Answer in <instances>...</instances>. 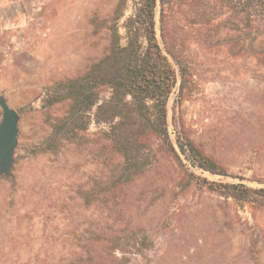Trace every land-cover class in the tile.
<instances>
[{"label":"rangeland","instance_id":"rangeland-1","mask_svg":"<svg viewBox=\"0 0 264 264\" xmlns=\"http://www.w3.org/2000/svg\"><path fill=\"white\" fill-rule=\"evenodd\" d=\"M12 1L20 4L14 29L26 30V40L46 37L14 51L0 73V95L21 117L13 177L0 176V264H64L89 245L103 260L126 255L129 264H264V207L237 203L191 177L264 187V64L233 57L229 46L208 47L180 12L171 17L166 30L187 70L177 116L226 175L162 151L143 173L127 175L120 155L97 136L106 125H90L88 144L41 152L52 122L66 108L49 106L47 94L103 56L109 18L120 0H0V7ZM138 1L128 2L119 24L123 37L122 25ZM156 12L161 41L159 7ZM6 21L0 13V27L7 30ZM7 46L3 35L0 63ZM180 85L179 76L168 101L173 140ZM142 239L148 248L134 254L132 244Z\"/></svg>","mask_w":264,"mask_h":264},{"label":"trees","instance_id":"trees-1","mask_svg":"<svg viewBox=\"0 0 264 264\" xmlns=\"http://www.w3.org/2000/svg\"><path fill=\"white\" fill-rule=\"evenodd\" d=\"M129 1L120 0L110 15L112 26L103 56L92 62L84 73L59 82L47 94L49 106L66 104V108L64 114L52 122L41 152L58 153L68 144L90 143L88 130L95 123L108 127L97 136L104 142L105 149L120 155L123 174L143 173L152 159L158 160V152L162 151L178 159L179 155L183 156L196 169L226 175L193 143L181 117L177 116L187 70L182 51L176 49L166 25L180 12L185 25L199 32L203 44L229 46L233 57L264 64V0H139L122 25L123 37L119 24ZM158 7L164 48L157 33ZM179 76L180 94L173 106V140L169 131L168 101ZM105 91L110 92L108 98L101 97ZM154 146H157L155 150ZM191 177L199 187L206 186L237 203L264 207V187L211 182L193 174ZM144 247L148 248L146 239L132 244L134 254H141ZM130 260L126 255L115 259L111 254L103 260L89 245L84 253L64 264H129Z\"/></svg>","mask_w":264,"mask_h":264},{"label":"water","instance_id":"water-1","mask_svg":"<svg viewBox=\"0 0 264 264\" xmlns=\"http://www.w3.org/2000/svg\"><path fill=\"white\" fill-rule=\"evenodd\" d=\"M2 118L0 121V176L13 177L15 151L19 143L20 114L13 109L5 95H0Z\"/></svg>","mask_w":264,"mask_h":264},{"label":"built area","instance_id":"built-area-1","mask_svg":"<svg viewBox=\"0 0 264 264\" xmlns=\"http://www.w3.org/2000/svg\"><path fill=\"white\" fill-rule=\"evenodd\" d=\"M25 34H26V30L21 29L18 32L17 40L16 41L10 40L8 42V46L4 50L3 61H2V63H0V73L2 72L3 68L6 65V62L10 59V57L14 51L23 52L24 49H25V51L28 49H31L37 43L38 35L42 36V38L46 37V34H35L34 37H36V38H31V39L26 40Z\"/></svg>","mask_w":264,"mask_h":264},{"label":"crops","instance_id":"crops-1","mask_svg":"<svg viewBox=\"0 0 264 264\" xmlns=\"http://www.w3.org/2000/svg\"><path fill=\"white\" fill-rule=\"evenodd\" d=\"M19 2L16 3H10L9 5L6 6V8L0 7V13L4 16V18L7 19V23L9 22V29L6 30L7 27L1 28L0 27V38L5 35L7 42L10 40H13V37L17 34L18 29H14L15 26V21L17 20L16 17L20 13V8H19ZM11 10H10V9ZM6 30V31H5ZM10 105V104H9Z\"/></svg>","mask_w":264,"mask_h":264}]
</instances>
